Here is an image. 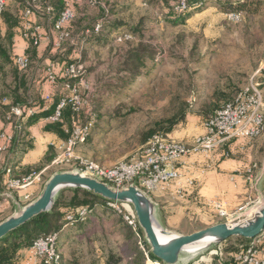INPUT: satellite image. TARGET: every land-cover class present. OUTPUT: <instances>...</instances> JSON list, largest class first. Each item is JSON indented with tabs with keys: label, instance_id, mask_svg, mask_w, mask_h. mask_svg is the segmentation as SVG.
<instances>
[{
	"label": "rangeland",
	"instance_id": "obj_1",
	"mask_svg": "<svg viewBox=\"0 0 264 264\" xmlns=\"http://www.w3.org/2000/svg\"><path fill=\"white\" fill-rule=\"evenodd\" d=\"M255 1L261 2L258 14L243 13L238 20L226 17L232 14H225L214 4H209L175 23L166 20L167 4L161 5L159 2L158 6L145 4L143 0H133L132 3L117 0L113 4L116 13L109 20L112 26L105 28L104 37L99 42H84L85 54L75 58L81 60L89 91L95 90L97 98L103 101L101 109L105 115L89 141L77 148L76 155L105 167H113L135 155L144 145L142 136L152 123L172 115L176 95L180 100L178 104L185 102L187 116L202 119L200 115L210 114L214 106L229 100L250 84H258L264 93V0ZM74 2L89 16L96 15L92 7L88 9L84 4L82 6L83 0ZM123 31L134 36L131 43L114 41L115 34ZM138 45L151 51L150 58L146 56L144 66L138 70L142 75L126 76L127 79H122L125 74L115 76L121 55ZM1 80L0 75V86ZM4 121L0 117V122ZM256 139V148H260L257 158L260 161L264 153V132ZM47 166L41 176L40 190L26 196L28 198L25 197L22 206L40 195L53 174L76 170L73 163ZM11 197H14L13 193ZM263 202L264 182L259 194H253L249 205L234 215L219 217L210 226L233 220ZM125 209L133 212L131 206L125 205ZM206 228L197 226L187 230L196 232ZM101 231L102 228L97 229L98 237H102ZM140 234L141 241H144L141 231ZM116 239L120 241L121 235L90 244L84 239L73 240L64 244L59 253L63 264H105L110 253L118 255ZM248 244L249 240L230 238L204 255L195 256L189 264H229L240 247Z\"/></svg>",
	"mask_w": 264,
	"mask_h": 264
},
{
	"label": "trees",
	"instance_id": "obj_2",
	"mask_svg": "<svg viewBox=\"0 0 264 264\" xmlns=\"http://www.w3.org/2000/svg\"><path fill=\"white\" fill-rule=\"evenodd\" d=\"M36 1V5L32 7L31 0H7L5 7L0 13V75L2 79L0 86V117L7 121L11 108L17 105L24 108H35L36 111L22 122V131L20 130L21 134L18 137L19 142L17 143L25 150L32 148L30 144L24 141L25 126L31 124L37 118L45 117L47 114L53 112L54 106L59 103L61 98L67 95L62 89L64 82H78V80L73 81L62 76L60 67L69 63L81 64L80 59H75L71 56L72 53L76 51L80 54H85L84 42H99L104 37V30L108 25L112 24L109 20L112 18V14L116 13V11H113V4L117 2V0H83L82 6L84 4L88 9L92 7L97 12L95 16L91 17L86 10L81 9L82 7L79 4H75L74 0H72L74 18L64 29L67 36L61 46L55 49L53 53L50 52L49 47L40 53L38 49L44 36L41 37V40L37 44L34 43V39H23L27 43L23 55L27 58L28 64L25 69H20L15 63L17 54L14 53L13 38L16 33H19L21 37L25 22L23 19L24 11L31 9L33 14H35L34 16L43 18L53 30L54 23L64 8V0ZM143 1L148 5L153 3L159 6V2L161 5L167 4L169 8L167 9L166 20L174 21L175 23L180 22V20L188 17L192 12L202 9L209 4H214L223 10L225 14L235 13L240 15L243 13L248 15L258 14L261 5L260 1L255 0H184L186 9L179 10L181 0H163V2L159 0ZM170 1L173 2L170 4ZM123 2L132 3L133 0H123ZM74 5H76V9ZM97 25H99V30L96 32L95 28ZM55 36L56 34L54 33L53 36H50V39L53 40ZM115 36L114 41L121 44L131 43L134 39V36L130 32L124 31L116 33ZM119 38L121 41H118ZM150 52L144 47L140 48V46L129 49L125 55H121L120 66L115 69L114 75L120 76L119 74H125V77L122 79H125L126 76H141L142 74L138 73V70L144 66L146 56L149 57ZM118 53L121 54V51ZM46 58L51 60L52 63L57 62L61 64L58 69H55L57 79L56 83L53 84L57 85L60 89L54 95L50 106L46 110L41 111L44 108L43 102L39 99H30L29 97L28 79L30 73ZM109 81L112 80L110 79ZM106 84H109V82H106ZM238 92L229 100L214 106L210 114L203 113L204 116L200 115L203 122L208 121L215 111L224 104L233 101ZM81 93H88L87 105L78 113L70 105H65L58 121L45 122V132L55 134L59 140H66L73 131V121H76L81 127L91 125L83 145L89 141L92 132L97 126L99 127L98 123H101V120L104 119L105 115L101 109L103 101L101 98H97L95 90L86 92L81 89ZM174 98L173 105L175 109L172 115L167 119L152 123L151 127L142 136L144 144L154 137H168L179 126L185 123L188 114L186 113L185 102L179 103L180 107H178L179 97L176 95ZM116 112L117 114L120 113L119 111ZM54 150V146L48 147L38 165L39 167H43L54 159L56 155ZM225 152L229 155L227 151ZM228 155L225 157H228ZM31 169L32 167H27L22 172H15L12 176L13 178H11L19 180L22 176L29 173ZM2 175L4 173L0 169V176ZM4 218L6 217H0V222ZM101 228L102 237H98L96 231ZM49 234H57L56 246L58 251H60L64 244L73 240L81 241L84 239L90 244L93 241L114 237L118 234L121 235L120 241L115 240L118 243V255L110 253L105 264H145L144 250L139 245V241L142 239L140 230L137 229L134 232L123 221L122 217L113 208L108 206L107 201L84 190H67L62 192L50 213L35 217L32 221L19 227L10 235L0 239V264H20L23 252L28 251L39 237ZM141 242L145 251L154 259L144 241ZM61 264H63V260Z\"/></svg>",
	"mask_w": 264,
	"mask_h": 264
},
{
	"label": "built area",
	"instance_id": "obj_3",
	"mask_svg": "<svg viewBox=\"0 0 264 264\" xmlns=\"http://www.w3.org/2000/svg\"><path fill=\"white\" fill-rule=\"evenodd\" d=\"M6 3L7 0H0V13ZM36 3V0H31L32 7ZM178 9H186L184 0L180 1ZM231 14V16H225L233 20L240 16V14ZM34 15L31 9L24 11L23 19L25 22L21 38L34 39V43L37 44L43 35L40 27L31 21V17ZM73 18L72 0H64V8L53 26V32L56 34L54 49L59 48L65 40L67 34L64 29ZM98 30L99 25L95 28L96 32ZM118 41H121L120 38ZM15 63L20 69H25L28 61L24 55H17ZM55 69V65L50 64L46 70V81L52 85L56 83L57 79ZM60 73L62 76L73 81L78 80V82L66 81L62 84V89L67 95L61 98L53 113L45 118L46 122L58 121L65 105H70L78 113L88 103V93H81V89L89 92L81 65L75 63L63 65L60 67ZM44 101L48 103L50 96H46ZM35 111V108L32 107L14 106L9 112V117H7L12 132L4 130L0 124V169L8 177L6 180L7 192L1 195L3 200L10 199L11 194L15 191L33 185V183H40L41 176L47 169L45 168L41 172L37 170V174L33 173L36 171H33L29 176L15 180L10 178L12 167L3 158L13 142L14 133L21 130L22 122ZM90 126L89 124L81 127L76 121H73L71 135L66 140H58L52 145L56 151V156L50 165L59 166L73 163L76 170L82 175L105 183L112 189L120 190L133 185L149 196L161 188L177 183L180 178L178 166L182 159L195 154L214 155L221 146L230 140L252 141L258 138L264 132V93L258 84H250L249 87L240 91L233 101L224 104L215 111L212 117L204 123L205 133L203 135L193 137L189 142L178 141L169 138V136L154 137L146 142L138 153L113 167H105L76 155L77 148L85 142ZM221 155L227 156L228 154L223 151ZM256 168V165H251L246 169L245 177L248 180L253 179V170ZM259 170L262 171L263 168L260 167ZM108 206L113 208L134 232L139 229L133 212L127 211L125 205L108 202ZM227 215L225 211L219 212L220 217ZM57 238V234L39 237L28 250L29 260L34 264H61L62 257L56 246ZM139 245L148 259L149 254L145 251L141 241H139ZM150 263L162 264L155 259L150 260ZM229 264H264V230L256 238L250 239L247 246L240 247Z\"/></svg>",
	"mask_w": 264,
	"mask_h": 264
},
{
	"label": "crops",
	"instance_id": "obj_4",
	"mask_svg": "<svg viewBox=\"0 0 264 264\" xmlns=\"http://www.w3.org/2000/svg\"><path fill=\"white\" fill-rule=\"evenodd\" d=\"M31 21L40 27L44 36L38 49L39 52L42 53L47 47L51 53L55 52L53 48L54 39H50L54 32L49 23L37 16H32ZM13 45L17 55L24 54L27 43L20 37L19 33L15 34ZM79 54V52L74 51L71 56L78 58ZM50 64H54L57 69L61 65L57 62L52 63L46 58L30 73L28 79L29 97L43 102L44 108L41 111L50 106L54 95L60 89L57 85H52L46 81V70ZM46 96H50L48 103L44 101ZM55 107L56 105L54 109ZM52 113L37 118L25 126L24 141L32 146L31 149H22V146L17 143L22 130L14 133L13 142L4 155V161L12 167L10 178L15 172H22L24 168L32 167L29 173L21 177L23 179L33 171L48 167L47 165L53 161L43 167L38 166L48 147L59 140L55 134L44 131L45 118ZM0 124L4 130L12 132L7 121L0 122ZM204 133L205 128L202 119L187 116L185 124L172 132L169 138L189 142L193 137ZM256 142L257 139L252 141L230 140L221 146L214 155L195 154L182 159L178 166L180 178L177 183L161 188L149 195L156 206V216L162 227L173 233L188 235L195 232V230L188 231L187 229L190 227H210L211 223L220 217V211L234 215L249 205L253 194H259V188L264 182V172L259 168L253 170L252 180L245 177V171L251 165L264 167V153L259 161L257 153L260 148H256ZM223 151L229 153L228 157L221 155ZM7 179L8 177L5 175L0 176V217L6 218L14 214L15 202L23 203L26 196L36 194L41 186L40 183H33V185L13 192L14 197L3 200L1 195L7 192ZM148 259L145 256V264H151L150 260L153 259L150 256ZM20 264H34L29 260L28 251L23 252Z\"/></svg>",
	"mask_w": 264,
	"mask_h": 264
},
{
	"label": "water",
	"instance_id": "obj_5",
	"mask_svg": "<svg viewBox=\"0 0 264 264\" xmlns=\"http://www.w3.org/2000/svg\"><path fill=\"white\" fill-rule=\"evenodd\" d=\"M262 168L264 170V167ZM65 190H84L107 202L131 206L138 228L144 236V243L151 256L162 264H189L194 257L185 263L181 262L183 251L188 247L208 241L209 246L197 254L204 255L208 250L230 238L250 240L259 236L264 230L263 202L255 209L240 214L226 223L210 226L188 235L173 233L162 227L156 216V206L141 190L133 185L120 190L112 189L105 183L74 170L53 174L45 183L40 195L28 205L22 206L15 202L14 214L0 222V239L10 235L35 217L50 213L59 195Z\"/></svg>",
	"mask_w": 264,
	"mask_h": 264
},
{
	"label": "bare ground",
	"instance_id": "obj_6",
	"mask_svg": "<svg viewBox=\"0 0 264 264\" xmlns=\"http://www.w3.org/2000/svg\"><path fill=\"white\" fill-rule=\"evenodd\" d=\"M208 241H204L202 243H199L197 245L191 246L186 248L183 251L181 262L185 263L189 260H191L193 257H195L197 254L201 253L203 250H205L209 246Z\"/></svg>",
	"mask_w": 264,
	"mask_h": 264
}]
</instances>
